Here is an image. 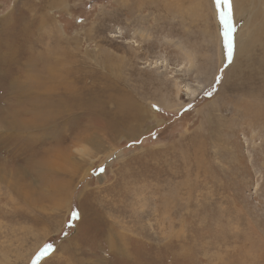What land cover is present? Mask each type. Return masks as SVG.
Wrapping results in <instances>:
<instances>
[{"label":"rangeland","instance_id":"1","mask_svg":"<svg viewBox=\"0 0 264 264\" xmlns=\"http://www.w3.org/2000/svg\"><path fill=\"white\" fill-rule=\"evenodd\" d=\"M0 264H264V0H0Z\"/></svg>","mask_w":264,"mask_h":264},{"label":"snow or ice","instance_id":"2","mask_svg":"<svg viewBox=\"0 0 264 264\" xmlns=\"http://www.w3.org/2000/svg\"><path fill=\"white\" fill-rule=\"evenodd\" d=\"M217 4H228L229 5V16L231 15V0H217ZM221 18L222 20H224L223 14H221ZM224 23L226 25V28L228 30L225 31L224 35L227 38V42H228V49H229V57H231L232 55V39H231V28H230V24L229 21L224 20ZM101 171H103V169H101ZM52 245L48 244L44 247L43 249V254H47L48 252L52 251Z\"/></svg>","mask_w":264,"mask_h":264},{"label":"bare ground","instance_id":"3","mask_svg":"<svg viewBox=\"0 0 264 264\" xmlns=\"http://www.w3.org/2000/svg\"><path fill=\"white\" fill-rule=\"evenodd\" d=\"M14 81V80H13ZM13 84H14V82H13ZM15 86H13V87H16V90L18 91V94H16V96H17V98L18 99H22V98H24L25 97V95L27 94V91L25 90V88L23 87V85L22 84H14ZM14 90V89H13ZM16 98V97H15ZM137 110V109H136ZM138 115V114H137ZM10 125V124H9ZM12 130V128L11 129H9V131H11Z\"/></svg>","mask_w":264,"mask_h":264}]
</instances>
